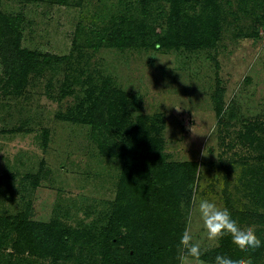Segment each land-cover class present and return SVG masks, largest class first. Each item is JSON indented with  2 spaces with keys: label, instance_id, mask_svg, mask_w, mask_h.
<instances>
[{
  "label": "rangeland",
  "instance_id": "1",
  "mask_svg": "<svg viewBox=\"0 0 264 264\" xmlns=\"http://www.w3.org/2000/svg\"><path fill=\"white\" fill-rule=\"evenodd\" d=\"M208 3L185 0L174 10L171 0H154L145 18L141 0H0L1 11L24 18L22 46L54 57L16 83L0 58V217L29 211L33 223L56 221L98 238L116 201L134 202L118 190L124 161L101 155L77 113L110 82L115 97L129 101L128 128L150 129L166 161L197 164L178 214L170 213L179 236L195 193L231 209L264 240V0H216L218 40L200 48L197 37L211 24ZM124 18L145 45L107 42ZM161 36L170 45L147 46ZM127 134L119 141L137 146ZM191 231L205 254L219 249L196 213ZM92 239L54 256L34 249L13 258V235L3 241L0 264H101ZM228 252L264 264V247L245 253L233 241Z\"/></svg>",
  "mask_w": 264,
  "mask_h": 264
},
{
  "label": "trees",
  "instance_id": "2",
  "mask_svg": "<svg viewBox=\"0 0 264 264\" xmlns=\"http://www.w3.org/2000/svg\"><path fill=\"white\" fill-rule=\"evenodd\" d=\"M153 1L141 0L145 18L150 15L146 8ZM171 1L176 10L185 0ZM205 1L209 2L211 24L204 27L197 37L199 41L196 44L200 48L215 45L220 32L215 24L219 12L216 0ZM23 23L22 15L10 16L0 10V58L5 75L14 83L51 65L54 59L52 55L42 56L38 51L22 46ZM106 40L120 49L146 44L144 36L135 33L131 20L127 18L107 35ZM151 45L163 48L170 45V38L158 37L147 46ZM215 99L216 111L220 114L224 107L223 89L218 90ZM128 104L125 97H115L109 82L92 99L85 114L82 111L84 104H80L81 110L77 113L85 116L80 121L91 128V137L98 144L101 155L124 161L126 167L121 173L118 190L133 196L134 202L128 203L130 198L124 196L116 201L113 215L98 238L82 232L74 235L71 227L56 221L50 224L33 223L29 220V211L16 217H0V249L3 241L14 235L13 246L19 254L11 253V257H21V254L34 249H43L46 254L54 256L62 250L87 245V240L93 238L95 243L92 248L102 257L101 264H178L176 257L180 236L172 227L174 221H171L170 213L178 214L186 177L189 172L196 174L197 164L166 161V155L156 147L157 140L151 138L150 129L141 126L128 128L124 117ZM123 132H127L138 145L128 147L120 142ZM148 146L152 148L148 149ZM232 245L230 235L221 237L219 249L214 254H205L203 260L214 262L216 252L229 251ZM55 264H60L57 258Z\"/></svg>",
  "mask_w": 264,
  "mask_h": 264
},
{
  "label": "clouds",
  "instance_id": "3",
  "mask_svg": "<svg viewBox=\"0 0 264 264\" xmlns=\"http://www.w3.org/2000/svg\"><path fill=\"white\" fill-rule=\"evenodd\" d=\"M193 213L202 221L208 240L218 241L221 237L230 235L235 245L245 253L264 247V240L257 236L253 224L243 223L228 207H221L211 199L197 198L193 193L192 205L185 215V228L179 237L176 257L178 264H205L203 260L205 251L199 242L194 241L191 231ZM214 264H253V261L244 254L233 255L228 251H218L214 257Z\"/></svg>",
  "mask_w": 264,
  "mask_h": 264
}]
</instances>
